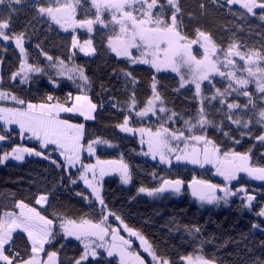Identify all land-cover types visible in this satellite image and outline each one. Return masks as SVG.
Returning <instances> with one entry per match:
<instances>
[{
    "label": "trees",
    "instance_id": "1",
    "mask_svg": "<svg viewBox=\"0 0 264 264\" xmlns=\"http://www.w3.org/2000/svg\"><path fill=\"white\" fill-rule=\"evenodd\" d=\"M163 2V0H161ZM35 0H22V3L13 4L12 12L7 4L0 5V18L9 19V33H24V48L26 59L38 67L44 66V58L53 57L65 63L82 67L89 77V96L97 105L94 121L84 122L80 117H67L75 122L85 123V142L100 139L102 143L94 145V152L84 151L83 164H95L97 160L105 167L114 168L126 164L130 174V186L123 187L119 178L114 174L104 175L101 182L100 194L106 209L103 214L114 213L120 217L123 226L126 224L140 232L153 246L155 252L169 259L172 264H183L181 257L193 258L203 255L214 259L216 264H256L264 262V220L257 213L264 208V188L259 189L260 199L256 205L248 209L240 200L214 207L203 206V203L192 200L188 194L180 199L175 194L161 193L149 196L141 193V187L154 189L159 187L162 179H181L185 182L194 177L214 182L211 172H198L189 167H176L167 169L150 158L141 155V146L137 137L124 135L117 125L121 124L126 115L130 96L134 93L137 108H142L146 101L152 98L151 84L157 83L158 91L164 101L163 106L168 109L164 114L159 113L154 119L136 117L131 114L129 121L133 128H149L156 130L157 126L172 131L184 130L182 119L167 120L170 112L179 114V117L190 119L195 116L199 107L198 98L194 95L193 87H181L178 77L171 74H158L144 65H136L129 60L120 59L110 51L107 45L110 32L97 28L94 34L77 33L80 41L92 39L95 55L86 58L77 50L71 49V35L58 27L47 17L37 16ZM40 4L47 6V0H39ZM182 18L181 31L189 37L196 38V30L210 33L216 44L226 49L230 43L240 45V49L264 53V21L257 16L245 14L246 12L231 8L218 0H179ZM201 4L204 5L201 8ZM231 9V11H230ZM172 9L166 8V17H170ZM79 19L92 17L95 10L90 1L82 0L79 5ZM39 45V47H37ZM74 53V54H73ZM0 76L3 77L4 91L15 95L29 103H50L54 101L66 102L68 94L75 97L79 93L73 84L62 82L56 86L58 79H47L45 76L32 75L28 85L23 86L19 81H12L9 77L20 70L23 57L15 44L4 46L0 43ZM131 73V76L126 75ZM55 81V83H53ZM76 84V83H75ZM216 85H219L216 82ZM254 97L257 94L250 90ZM212 90H204L205 96H210ZM53 101H48L47 96ZM229 102L236 100L244 104L245 97H229ZM113 102L117 107H113ZM159 106V101L158 104ZM209 109V118L219 123L223 117L216 111L218 103H213ZM204 106L207 108V101ZM264 107L258 101L257 108ZM246 119H252V136L262 134L261 126L255 123V117L249 112ZM223 132L240 139L239 144L223 135L215 128H209V139L221 148L222 151L234 150L248 152L251 149L252 163L255 166H264V145L249 136L240 137L235 125L224 121ZM0 134L9 136L8 145L0 147V153L11 152L13 147L20 146L42 151L45 156L29 155L23 164L17 165L0 162V213L15 211V204L24 201L29 206H36L35 200L40 195H47L49 203L43 214L49 219L56 217L57 227L60 218L79 221L81 218L98 223L102 218V206L91 193L90 189L79 179L80 169L71 171V179L64 167H57L62 162L56 150H42L35 141L27 143L21 139V132L12 130L6 133L0 126ZM187 135V132L185 133ZM199 134V132H197ZM107 174V173H106ZM76 180V183H71ZM83 194V195H80ZM87 197V200L84 198ZM112 219H115V216ZM259 225V228L254 227ZM199 228V232H191L192 228ZM16 250L27 258L30 242L24 235L13 238ZM63 245V247H61ZM47 250L56 251L59 264H71L78 259L84 250L81 242L73 241L61 232L57 236L54 246H46ZM46 259V257H45ZM84 264H117L108 260L106 256L90 258Z\"/></svg>",
    "mask_w": 264,
    "mask_h": 264
},
{
    "label": "snow or ice",
    "instance_id": "2",
    "mask_svg": "<svg viewBox=\"0 0 264 264\" xmlns=\"http://www.w3.org/2000/svg\"><path fill=\"white\" fill-rule=\"evenodd\" d=\"M26 2V0H24ZM91 4L96 8L95 19H75L76 5L80 0H75V4L70 0H47V6L40 4L39 0H35L33 7H36V15L47 17L50 21L60 25L64 31L71 26L73 29L79 27L86 29L88 32L93 31L95 24H101L108 28L112 25L113 35L108 37L107 45L111 52L118 57H125L131 63L149 64L157 72L163 69H171L173 72L180 73L181 68L186 69V75L181 73V87L186 84L194 85V95L198 98L199 107L196 114L190 119L179 117V114L170 112L167 117L169 121H175L179 118L183 120L184 130L172 131L161 125L155 133L151 129H139L143 134L148 133V152L144 155H152L155 159L159 155L162 163H171L170 153H182L176 155L177 161L186 160L192 164H212L215 166L219 175L225 180L231 182L239 178V173H246L249 177L264 181V166H253L251 161V149L248 152H236L234 150L222 151L215 141L209 139L207 132L209 128H215L221 131L235 144H239L240 139H236L223 132L224 121H228L230 125H235L241 138L249 136L264 145V107L257 108L258 101L264 102V53L252 50L241 52L240 45L235 42L230 43L226 49L219 48L210 33H206L199 29L196 30V38L189 39L187 35L182 33V18L178 21V14L182 9L179 0H90ZM212 3H218V0H211ZM22 0H0V5L7 4L12 12L16 9L12 8L13 4H21ZM228 5H239L246 10L245 14L257 16L256 10L259 9L258 18L264 21V0H225ZM171 8L170 17H166V8ZM204 5L201 4V8ZM110 12L111 19L109 23H105L101 16L103 12ZM231 11V9H230ZM70 22V24H69ZM118 26V30H117ZM9 19L0 18V40L14 41L17 48L22 54H26L24 48V33H9ZM92 39H87L83 44H79L76 36L72 37L71 49L79 48L80 52L85 55H93L95 48L92 47ZM193 44H199L203 49V56L197 59L191 51ZM39 47V45H37ZM132 49H137L139 56H134ZM74 54V53H73ZM49 67L58 69L57 75H63L68 69L65 67L64 60H53L48 56ZM234 57H238L239 64ZM2 62V61H0ZM78 73V79L82 84H77L78 88H87L89 77L85 74L82 67L75 66L73 69ZM43 68L25 61L20 64V70L13 73L9 79L16 81L17 77L23 75V79L27 80L30 73H42ZM239 73V75H238ZM214 74V75H213ZM126 75L131 76V73ZM216 76L227 81V86L221 88L215 87L212 81ZM69 79H74L69 75ZM203 81H208V88L213 90L210 96L201 94V85ZM55 83V81H53ZM249 84L255 86V93L249 91ZM3 77L0 76V100L11 99L18 105L23 107H0V121L5 125H18L21 135L30 133L29 139H36L40 142L43 149L54 146L59 149L60 155L64 160L60 163L53 160V164L57 167L68 169L76 167L81 162V154L87 151L89 154L94 152V145L102 143L100 139L85 142V126L84 124H73L67 118H62L61 113L79 114L86 120L95 119L93 112L97 109V105L91 101L88 95H76L72 97L69 93L66 98L71 103H41L32 104L23 99H19L15 95L6 92L2 88ZM58 86V85H57ZM153 90L152 98L148 99L142 108H137V101L134 93L126 102L127 111L130 113L124 117L121 124L117 125L124 132H135L136 129L129 127L131 114L136 117H149V114L155 116L157 113L169 111L163 104L164 101L158 91H156L157 83L151 84ZM235 95L236 97H245L244 104L233 100L229 102L228 98ZM48 101H53L52 96H47ZM159 101V106L156 102ZM207 101L208 107L204 106ZM217 102L219 107L216 108L218 113L222 114L223 119L216 123L209 118V109ZM113 107L117 104L113 102ZM251 113L255 117V123L261 126L262 134L252 136L251 125L252 119H246L245 116ZM11 132V129H8ZM187 132V135L185 134ZM199 132V134H197ZM9 139L8 135L0 134V142ZM145 141L141 139L143 144ZM174 142V143H173ZM106 143V142H104ZM180 145L183 147L181 148ZM45 156L42 151H36L33 148L16 146L11 152L0 153V162L7 160L10 156L17 160H23L24 154ZM48 159V156H45ZM108 162L97 160L95 164L80 165L79 179L91 189L99 204L102 206V218L98 223L91 220L81 218L79 221L68 218H60L57 227L56 217L49 219L47 216L41 215V212L35 207H30L24 201L15 204V208L20 211H3L0 213V264H59L58 253L45 248V245L54 246L57 236L62 232L65 237L74 236L84 245L82 255L71 262V264H84L89 257H97L98 248L106 249L107 256L111 257L118 254L120 264H146L143 257L130 251L133 241L125 239L119 235V228H111L107 224L108 215L115 216L114 213L103 214L106 209L105 202L100 194L98 187L99 179L106 174V170L101 165ZM97 168L99 171L97 172ZM121 180L127 184L130 181L129 169L126 164H121L119 169ZM71 179V173H68ZM71 180V183H76ZM184 181L175 179H162L159 187L154 189H145L141 187V193L147 192L149 196H156L166 191L179 193ZM192 195L201 203H219L223 201L227 203V198L237 195L229 187L220 188L218 185L209 184L206 181L193 180L191 182ZM239 192L245 193L247 196L246 206L252 207L255 200L254 195H248L247 189L241 188ZM222 192L223 195H217ZM83 195V194H80ZM87 200V197H84ZM48 202L47 195H40L35 200L37 205H43ZM258 216L264 217V208L258 213ZM116 220H120L119 216H115ZM121 223H123L121 221ZM259 227V225H254ZM17 230L26 233L27 240L30 242V249L27 252V258L22 257L20 252L15 251L13 242V233ZM123 230L128 232L131 237L140 240L144 252L148 253L154 264H172V262L155 252L153 246L138 231L124 225ZM191 232H199V228L190 229ZM63 247V245H61ZM46 257V259H45ZM186 264H216L214 259L206 258L203 255L181 257ZM256 264H264L257 261Z\"/></svg>",
    "mask_w": 264,
    "mask_h": 264
},
{
    "label": "rangeland",
    "instance_id": "3",
    "mask_svg": "<svg viewBox=\"0 0 264 264\" xmlns=\"http://www.w3.org/2000/svg\"><path fill=\"white\" fill-rule=\"evenodd\" d=\"M81 1H82V0H80V3H81ZM87 1H90V0H87ZM219 1H221L222 3H225V0H219ZM70 2H72V3L75 4V0H70ZM80 3H79L78 5H76V9H75V19H76V20H81V19H79V15H80V12H79V5H80ZM225 4H226V3H225ZM227 5H228V4H227ZM228 6H230L231 8H236V9H239V10H241V11L246 12V10H244L243 8H241L239 5H228ZM93 8H94V10H95L94 14L92 15V17H86L87 19H95L96 8H95L94 6H93ZM259 11H260L259 9L256 10L257 13H258ZM250 15H251V14H250ZM101 19H103L105 23H109V21H110V19H111V14H110V12H108V11L103 12V14H102V16H101ZM53 23H54V22H53ZM54 24H55V23H54ZM69 24H70V22H69ZM55 25H57V24H55ZM57 26L60 27V25H57ZM61 28H62V27H61ZM97 28L105 29L106 31L110 32L111 35H113V32H112V25H111V24H109V27H108V28L103 27V25H101V24H95V25L93 26V31H92V32H88L86 29L79 28V27L73 29L71 26H69V27H68V30H67L66 32H67L68 34H70L71 37H73V36L75 35L76 38H77V41L79 42V44L82 45L83 42L79 40L77 33L83 32V33H88V34H91V35H92V34H94V31H95ZM117 30H118V26H117ZM71 42H72V39H71ZM0 43H1L2 45H4V46H9L10 44H15L14 41H3V40H0ZM92 47H93V44H92ZM93 48H94V47H93ZM219 48H220V47H219ZM72 50H73V49H72ZM74 50H77V51L79 52L80 55H82V56H84V57H86V58H92V57H94V55H95V53H94L93 55H85L84 52H80V51H79V48L74 49ZM239 50H240L241 52H243L241 49H239ZM191 51H192V54H193L197 59H201V58H202V56H203V49L200 48L199 44H193L192 47H191ZM132 53H133L134 56H137V57L139 56V52H138L137 49H132ZM113 54L116 56L115 53H113ZM21 55H22V57H23V62H24V61H25V58H26V55H25V54H22V53H21ZM116 57H118V56H116ZM118 58L128 60V59L125 58V57H118ZM234 58L237 60V62H238L239 64H243L242 61H239V58H238V57H234ZM26 60H27V59H26ZM44 62H45V65H44V66H41V68L44 69V71H43L42 73H30V74L28 75L27 80H24V79H23V75H21L20 77H17L16 81H19L21 85L26 86V85H28V83L30 82V77H31L32 75H41V76H45L47 79H49V78H50V79H55V78H56V79L60 80V82H56V83H55L56 86H57V85L59 86L62 82H64V83H68V85L73 84V85H72L73 87L78 88V87H77V84H82V83H83L82 81H80V80L78 79V73H76L75 71L72 70L75 66L70 65V64H68V63H65V67L68 69V71H65L63 75H57V71H58V69H54V68L49 67L50 63H52V62L48 61L47 58H44ZM257 62H258V63H264V62L259 61V58H257ZM27 63H29L28 60H27ZM136 65H144V66H147V67L151 68L152 70H154V71H155L156 73H158V74H171V75H175V76L178 77L179 79H180V75H181V73H183V74L186 75V69H185V68H181L180 73L173 72L171 69H163V70L157 72V71H156L151 65H149V64H139V63H136ZM85 74H86V73H85ZM69 75L73 76L74 79H69V78H68ZM213 75H214V74H213ZM238 75H239V73H238ZM61 81H62V82H61ZM216 82H218L219 85H216ZM75 83H76V84H75ZM212 83L215 85V87H217V88H221V90H223V88L227 86V81H226V80H222L219 76H216L215 79L212 81ZM185 87H193V88H194V85L186 84L183 88H185ZM248 89H249V91L253 89V91L255 92V86H254L253 84H249ZM78 90H79V93L76 94V95H83V94H86V95H88V97L90 98V96H89V94H88V93H89V83H88V87H87V88H78ZM204 90H210V89L208 88V81H203V82H202V85H201V94H202V95H204ZM212 91H213V90H212ZM76 95H75V96H76ZM232 97H236V96L233 95ZM56 102H60V101H54V102H50V103H56ZM60 103H62V102H60ZM70 103H71V101H70ZM213 103H215V101H214ZM32 104H41V103H32ZM156 104H158V101L156 102ZM263 104H264V102H263ZM157 106H158V105H157ZM0 107H23V106L18 105L15 101H13V100H11V99H5V100H0ZM96 112H97V109L93 112L94 117H96ZM164 113H165V112H164ZM164 113H161V114H164ZM158 114H159V112L157 113V115H158ZM157 115L153 116V115L149 114V117H144V118H147V119H154ZM68 116H69V117H80V118H82V119L84 120V122L94 121V119H92V120H86L83 116H80L79 114H67V113H61V117H62V118H67ZM70 122L73 123V124H81V123H82V124H84V126H85V123H83V122H75V121H73V120H70ZM0 126L3 127V129H5L6 133H9V132H8V129H11V131H12V130L20 131L19 126H18V125H15V124H13V125H5L3 121H0ZM128 126L131 127V128H133V127L130 125V123H129ZM133 129H136V128H133ZM139 129H149V128H145V127H143V128H138V129H136L137 131H135L134 133H133V132H124V131H122L121 129H120V130H121V132H122L124 135H126V136H129V137H137V138H138L139 143H140V146H141V155H142L143 157H145V158H150V157H151L152 160L157 161L158 164H159L160 166L165 167V168H167V169H171L173 166H176V167H184V168H185V167L193 168V169L197 170L198 172H208V171H209V172L212 173V175H215V176L219 179L218 181L220 182V184H216V185L222 186L223 188H224L225 186H227V187H229L233 192H237V195H232V196H229V197L227 198V200H228L227 203H224L223 201H220L219 203H213V204H208V203H207V204H204V203H203V204H204L203 206H206V207H214V206H218V205H220V204H228V203L231 202V199H234V198H236V199H240V200L244 203V205L246 206L247 196L245 195V193H243V192H239L238 190L241 189V188H245V189H247V194H248V195H254V196L256 197L257 193H259V189H260V188H264V181H260V180L253 179V178L249 177L247 174H244V173H243V174L239 173V178H238L237 180H233V181L229 182V181L225 180V178H224L223 176H222V177H221V176L219 177L217 174H215V171L212 170V168L210 169L211 165L205 164V165H203V166H200L199 164H192V163H189V162H187L186 160L177 161V160L175 159V156H176V155H180V154H182L179 150H178L177 152H174V153H170V154H169V155H170V158H171V163H170V164H168V163H162V162L160 161L159 155H157L155 159L152 158V155H151V154H149V155H144L145 152H148V144H147L148 133H147V131H145L143 134H141L140 131H139ZM158 129H160V127L157 126V128H156L155 131L152 130V129H151V130H152L153 133H155ZM30 135H31L30 133H24L23 135H21V139L24 140V141H26L27 143H31V142L35 141V142L38 143L39 146H40V142L37 141L36 139H34V138L29 139V136H30ZM141 139H143V140L145 141L143 144L141 143ZM173 143H174V142H173ZM3 147H5V146H3ZM40 147H41V146H40ZM180 147L182 148L183 146L180 145ZM41 149L44 150V151H46V150H49V149H54V146H51V145H50L49 148H47V149H43V148H41ZM55 150H56V154H57L58 158L61 159V160L63 161V160H64V157L60 155L59 149H55ZM83 155H84V152H82V154H81V162L78 163V164L76 165V167L68 169V170H67V174H68L69 172H71V171H77V170L80 169V165H81V163L83 164ZM28 157H29V155H28L27 153H25V154H24V158H25V160H26ZM25 160H24V161H25ZM9 161H15L16 163H18V160H17V159H15L14 157H11V156H10L7 160H3V161H2V165L7 164ZM19 161H20V160H19ZM24 161H23V163H24ZM251 163H252V161H251ZM252 165L255 166L253 163H252ZM120 167H121V165H117V166L114 167V168H111V167H104L105 170H106V173H107V174H105V175H108V173L114 174L115 176H117V177L119 178V182H120L121 186H123V187H127V188H128V187L130 186L131 180H130L127 184H125V183L122 182V180H121V176H120V171H119ZM97 172H98V168H97ZM240 174H241V175H240ZM129 175H130V174H129ZM104 177H106V176H103L102 178L99 179L98 187L101 186V182H102V180L104 179ZM90 191H91V189H90ZM144 194H147V192H144ZM222 195H223V194H221L220 196H222ZM180 196L183 197V195H180ZM180 196H179V195H178V196H175V198H176V199H179ZM48 203H49V198H48V202H47L46 204H43V205H37V204H36V206H30V207H35V208H37V210L41 212V215H44L42 210L45 209V208L47 207ZM253 205H254V201L252 202V207H253ZM246 207H247V206H246ZM247 208H248V207H247ZM248 209H249V208H248ZM18 210H19V209H18ZM19 211H20V210H19ZM44 216H45V215H44ZM258 217L264 220V217H260V216H258ZM112 218H113L112 216H108L107 224L110 225L111 228L119 227L121 230H123V227H124V226L121 224V222H120L119 220L112 219ZM257 228H259V227H257ZM123 231H124V230H123ZM124 232H126V231H124ZM126 233L128 234L129 238H130V239H131V240L137 245V249H138V251H140V252H138V251L136 250L135 253H134V252H133V253H134V254H139L141 257H143L146 263L154 264V262L152 261L151 256H150L148 253L144 252V250H143V246L140 244V240H139L138 238H136V237H131V236L129 235L128 232H126ZM67 238L70 239V240H73V241L81 242L80 240H77L74 236H68ZM81 243H82V242H81ZM82 244H83V243H82ZM83 246H84V245H83ZM45 248H46V247H45ZM97 252H98L97 257H95V258H93V257H89V259H90V258L97 259V258L100 257V255H103V256H106V255H107V251H106V249H103V248H98V249H97ZM131 252H132V251H131ZM140 253H141V254H140ZM106 258H107L108 260H109V258H110V259H113L114 261L119 262V264H120V258H119V255H118V254H114V255L111 256V257L106 256ZM195 258H196V257H195ZM195 258H194V259H195ZM131 264H135V262H134V261H131ZM183 264H186V261H183Z\"/></svg>",
    "mask_w": 264,
    "mask_h": 264
},
{
    "label": "flooded vegetation",
    "instance_id": "4",
    "mask_svg": "<svg viewBox=\"0 0 264 264\" xmlns=\"http://www.w3.org/2000/svg\"><path fill=\"white\" fill-rule=\"evenodd\" d=\"M205 165V164H204ZM208 165H211V167H210V169L212 168V170H214L215 171V174H217L219 177L221 176V175H219L218 173H217V171H216V168H215V166L214 165H212V164H208ZM102 167H103V165H101ZM98 170H99V168H98ZM241 174H243V173H241ZM240 174V175H241ZM244 174H246V173H244ZM211 175H212V173H211ZM212 177L215 179L214 180V183L215 184H220V182L218 181L219 179L215 176V175H212ZM222 177V176H221ZM205 181V180H204ZM206 182H209V181H206ZM210 183V182H209ZM219 186V185H218ZM260 199V194L259 193H257V195H256V197H255V200H254V205H256V203H257V201ZM235 200H240V199H236V198H234V199H231V202L232 201H235ZM241 201V200H240ZM242 202V201H241ZM253 205V206H254ZM121 234L126 238V239H130L129 238V236H128V234L126 233V232H124L123 230H121ZM134 243V242H133ZM138 251V249H137V245L134 243V247H133V249H131L130 251H132V252H134L135 253V251ZM138 252H140V251H138ZM141 254V253H140ZM107 256V255H106ZM109 260H113V259H110L109 258ZM117 264H119V262H117ZM146 264H149V263H146Z\"/></svg>",
    "mask_w": 264,
    "mask_h": 264
},
{
    "label": "water",
    "instance_id": "5",
    "mask_svg": "<svg viewBox=\"0 0 264 264\" xmlns=\"http://www.w3.org/2000/svg\"><path fill=\"white\" fill-rule=\"evenodd\" d=\"M8 144V142H7V140L6 141H3V142H0V146H5V145H7ZM171 180V179H170ZM180 180V179H179ZM183 181V180H182ZM199 181V180H198ZM192 182V181H191ZM191 182H189V183H185L184 182V184L182 185V187H181V191L180 192H182V191H187L188 193H189V195H190V197L192 198V199H194V200H196V201H199L196 197H194L193 195H192V187H191ZM209 184H212V183H209ZM214 185V184H213ZM166 192H169V193H174V192H172V191H166ZM179 192V193H180ZM222 192H217V194H221ZM119 235H121L120 234V232H119ZM122 236V235H121ZM133 248V244H132V246H131V249ZM58 261H59V258H58Z\"/></svg>",
    "mask_w": 264,
    "mask_h": 264
},
{
    "label": "crops",
    "instance_id": "6",
    "mask_svg": "<svg viewBox=\"0 0 264 264\" xmlns=\"http://www.w3.org/2000/svg\"><path fill=\"white\" fill-rule=\"evenodd\" d=\"M25 160V158H23V160H18V163H16L15 161H12L13 163H16V164H18V165H20V164H22L23 163V161ZM44 210V209H43ZM42 210V211H43ZM16 212L18 213L19 212V210L18 209H16ZM17 235H24V236H27V234L26 233H23V232H21V231H19V230H17L16 232H14L13 233V238L15 237V236H17ZM46 246V245H45Z\"/></svg>",
    "mask_w": 264,
    "mask_h": 264
},
{
    "label": "built area",
    "instance_id": "7",
    "mask_svg": "<svg viewBox=\"0 0 264 264\" xmlns=\"http://www.w3.org/2000/svg\"><path fill=\"white\" fill-rule=\"evenodd\" d=\"M22 256V255H21ZM23 257V256H22Z\"/></svg>",
    "mask_w": 264,
    "mask_h": 264
}]
</instances>
